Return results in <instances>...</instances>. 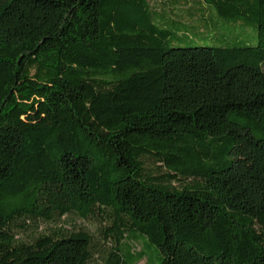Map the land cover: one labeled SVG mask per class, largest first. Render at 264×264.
Masks as SVG:
<instances>
[{"label": "trees", "instance_id": "16d2710c", "mask_svg": "<svg viewBox=\"0 0 264 264\" xmlns=\"http://www.w3.org/2000/svg\"><path fill=\"white\" fill-rule=\"evenodd\" d=\"M263 66L264 0H0V264H264Z\"/></svg>", "mask_w": 264, "mask_h": 264}, {"label": "rangeland", "instance_id": "374dc122", "mask_svg": "<svg viewBox=\"0 0 264 264\" xmlns=\"http://www.w3.org/2000/svg\"><path fill=\"white\" fill-rule=\"evenodd\" d=\"M195 8V14L192 17L188 15L179 17V20L182 21L185 26L181 28L179 34L180 39L170 40L169 38V47H226L232 46L237 39L242 40L246 44H256L257 35L251 26H248L249 28L247 30L245 25H240V22H225L219 19L213 10L204 17V10L198 5H196ZM47 115V117H51L50 111H48ZM62 224L70 231L86 229L96 234V223L83 221L75 216L65 217ZM48 228L49 225H41L43 231H47ZM131 244L135 251H139L143 247L141 240L131 242ZM146 248L147 250L152 249V251H149L148 255H153V248L149 246ZM137 264H146V261L143 259Z\"/></svg>", "mask_w": 264, "mask_h": 264}]
</instances>
